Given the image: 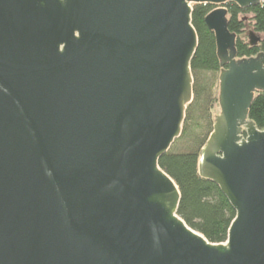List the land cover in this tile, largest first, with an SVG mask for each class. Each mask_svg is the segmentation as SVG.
I'll return each mask as SVG.
<instances>
[{"label": "water", "instance_id": "1", "mask_svg": "<svg viewBox=\"0 0 264 264\" xmlns=\"http://www.w3.org/2000/svg\"><path fill=\"white\" fill-rule=\"evenodd\" d=\"M229 3L263 0H0V264H264V53L238 59ZM196 5L217 7L199 173L236 211L223 244L180 218L159 166L194 100Z\"/></svg>", "mask_w": 264, "mask_h": 264}, {"label": "trees", "instance_id": "2", "mask_svg": "<svg viewBox=\"0 0 264 264\" xmlns=\"http://www.w3.org/2000/svg\"><path fill=\"white\" fill-rule=\"evenodd\" d=\"M226 8L229 31L237 35L238 59L264 53V3L248 9L229 3ZM215 9L213 5L194 6L193 26L199 37V47L191 64L194 100L187 109L182 136L160 159L159 166L179 188L180 218L210 243L223 244L228 240L236 211L219 186L203 179L199 173L201 152L214 131L215 112L219 108L222 67L215 34L205 21ZM247 32L254 33L260 41L251 45L250 37L249 41L245 38ZM249 118L264 131V92L255 95Z\"/></svg>", "mask_w": 264, "mask_h": 264}, {"label": "rangeland", "instance_id": "3", "mask_svg": "<svg viewBox=\"0 0 264 264\" xmlns=\"http://www.w3.org/2000/svg\"><path fill=\"white\" fill-rule=\"evenodd\" d=\"M250 17V16H249ZM249 32L251 31V29L248 30ZM247 32L246 35H245V38L249 41V37H250V33ZM221 114V108H220V105H219V108L216 110L215 112V120H216V116H219Z\"/></svg>", "mask_w": 264, "mask_h": 264}, {"label": "built area", "instance_id": "4", "mask_svg": "<svg viewBox=\"0 0 264 264\" xmlns=\"http://www.w3.org/2000/svg\"><path fill=\"white\" fill-rule=\"evenodd\" d=\"M263 3H264V0H263Z\"/></svg>", "mask_w": 264, "mask_h": 264}]
</instances>
